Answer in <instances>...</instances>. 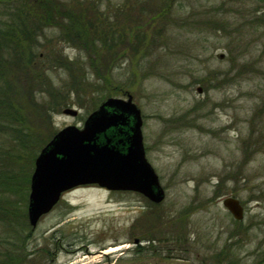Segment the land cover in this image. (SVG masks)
I'll return each instance as SVG.
<instances>
[{
  "label": "rangeland",
  "instance_id": "rangeland-1",
  "mask_svg": "<svg viewBox=\"0 0 264 264\" xmlns=\"http://www.w3.org/2000/svg\"><path fill=\"white\" fill-rule=\"evenodd\" d=\"M52 1L60 18L42 20L52 43L37 50L35 78L27 83L25 72L14 70L16 90L27 102V127L39 141L32 137L33 149L14 164L20 188L10 199L23 198L30 187L25 180L34 148L38 153L68 125L83 126L98 107L106 84L88 66L86 75L68 69L74 59L86 65L87 58L78 45L58 38L62 25L83 30L80 38L90 44L83 33L90 22L97 52L105 47L97 33L104 27L118 26L126 40L102 53L108 64L119 58L109 88L119 91L112 96L132 95L142 110L146 156L166 196L154 203L131 191L75 188L36 227L29 223L30 264H264V0ZM0 2V15L4 5L33 3ZM26 11L41 12L37 6ZM63 11L71 17L63 19ZM47 50L60 57L55 65ZM81 79L94 87L78 96ZM67 107L78 114H65ZM227 197L240 199L242 219L224 206Z\"/></svg>",
  "mask_w": 264,
  "mask_h": 264
},
{
  "label": "trees",
  "instance_id": "trees-1",
  "mask_svg": "<svg viewBox=\"0 0 264 264\" xmlns=\"http://www.w3.org/2000/svg\"><path fill=\"white\" fill-rule=\"evenodd\" d=\"M31 1L33 3H26L27 5L22 2L16 8L12 5H4L3 8H5L6 11H4V14L0 15V226L4 228L3 231H0V264H30L32 255V253L27 250V241L33 234L31 228L28 230L30 227L27 216L29 187H27L23 198H18L17 201L10 199L14 193L17 195V190L20 188V186H16L14 164L24 153L27 154L29 150L33 149V147L30 148V143L32 137L34 138L36 134L35 131L27 127L28 120L25 118L24 114L27 102L26 100L24 101V95H21L16 90L14 81H18L19 77L14 70L24 71V81L31 83V80L35 78L33 72L37 71L40 67L39 65H41V63L38 62V60H40L37 52L38 48L45 45V43H52V39H47L48 37L45 35L46 27L42 20L45 19L44 22H46V20L48 21V17L51 15L53 18H51V21L60 18L59 13L55 12L54 7H52V0ZM34 6H37L38 9L41 10L40 14L33 13L32 15L30 12L26 11L30 8L34 9ZM0 8L2 9V7ZM81 13L83 12L81 11ZM89 13L90 17L93 19L97 18V15H94V13ZM114 14L120 15L121 13L118 12ZM61 16L63 19L71 17V15H66L64 11L61 12ZM99 18L102 20L101 17ZM57 20L56 23L61 24ZM91 24H93V22H90L89 26L85 28L83 32L88 35L90 44H85V41L80 38V33H82L81 31L83 30L71 28L68 31V27L66 26H56L62 29V32L59 31L58 38L78 45L80 49L84 50L87 58L86 65H84L80 59H74V65H71V67L68 66V69L71 68L70 70H77V72L86 75L85 67L88 66L92 69V77L96 80H102V84H106L102 85V95L97 100L96 104H94V106H99L106 98L112 96L114 91L119 92L117 89L109 88V86L112 85V82L109 81L115 79L112 75L111 67H114V64L119 61V58L116 59L115 62L108 64L102 58V53L104 51H109L112 46L119 47L125 45L124 42L126 40L122 34L118 35L120 30L118 26L112 29L104 27L97 31V33L98 36L100 34L104 36V38L98 40H101L105 47L102 48V53L97 52L98 47L96 46V42L98 43V41L92 36L93 30H91ZM109 28L111 27L109 26ZM258 28H256V30H258ZM115 29L117 30L116 32ZM133 29L135 28L132 27L130 29L131 35L132 32H134ZM106 44L108 45L106 46ZM51 52L53 54L57 53L55 50H47L49 61L53 62L52 65H55L54 61L59 62L60 57L57 58L56 55L54 58ZM109 60L113 59H108L107 61ZM35 80H38V78ZM90 83L94 82L90 81ZM93 87L94 85L82 81L81 79V85H79L75 91L78 96H80L78 93L79 90L86 92L91 89L92 91ZM33 96V94L27 96L29 103L34 100ZM54 134L55 132L41 148L51 140ZM34 141H39L38 137H35ZM37 147L34 148L32 158H36L39 153V151L38 153L36 151ZM35 158L32 160L33 168ZM29 175L25 180L27 184L30 183ZM14 227H19L18 231L14 230ZM8 232L13 234V236H4V234ZM154 240L155 238L146 239L149 243H153ZM138 247L136 248V252L139 253L141 250ZM42 252L46 253L47 251L43 249Z\"/></svg>",
  "mask_w": 264,
  "mask_h": 264
},
{
  "label": "water",
  "instance_id": "water-1",
  "mask_svg": "<svg viewBox=\"0 0 264 264\" xmlns=\"http://www.w3.org/2000/svg\"><path fill=\"white\" fill-rule=\"evenodd\" d=\"M64 113L76 116L78 110L67 107ZM142 125L141 109L129 94L107 98L82 128L68 125L58 131L35 159L27 213L32 228L65 191L79 185L136 191L161 202L165 191L146 157ZM223 204L236 219L243 218L239 199L228 197Z\"/></svg>",
  "mask_w": 264,
  "mask_h": 264
},
{
  "label": "bare ground",
  "instance_id": "bare-ground-1",
  "mask_svg": "<svg viewBox=\"0 0 264 264\" xmlns=\"http://www.w3.org/2000/svg\"><path fill=\"white\" fill-rule=\"evenodd\" d=\"M118 249V248H117ZM108 253V252H107Z\"/></svg>",
  "mask_w": 264,
  "mask_h": 264
}]
</instances>
